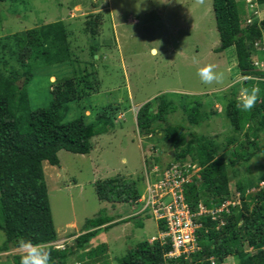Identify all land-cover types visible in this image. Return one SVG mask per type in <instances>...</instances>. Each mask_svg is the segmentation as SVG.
I'll use <instances>...</instances> for the list:
<instances>
[{
    "label": "rangeland",
    "instance_id": "obj_1",
    "mask_svg": "<svg viewBox=\"0 0 264 264\" xmlns=\"http://www.w3.org/2000/svg\"><path fill=\"white\" fill-rule=\"evenodd\" d=\"M237 2L242 11V27L248 25V19L263 17L264 6L249 4L247 0ZM60 21L65 24L66 43L50 49L55 53L66 46L69 59L56 66H37L34 78L27 86L31 108L48 107L56 92V100L69 105L66 121H72L82 113L93 121L104 110L112 118L113 126L108 133L92 139L90 154H73L63 150L59 153V167L44 163L58 237L51 245L60 251L74 249L67 264H120L119 260L129 250L140 241H146L144 232L139 234L136 226H129L132 232L127 231V234H123L119 227L109 233L102 228L83 249H76L75 246L86 220L98 216L103 207H111V204L99 200L95 187L97 181L121 175L134 180L140 192L145 194L153 168H165L174 160L173 146L163 130L150 135L139 133L137 114L140 108L152 102L156 112L161 98L177 104L179 110L169 116V123L183 124L189 132L209 137L215 142V148L218 146L219 151L226 154L229 163L228 154L235 153L236 144H227L231 125L226 109L235 96L234 89H237L236 96L239 98L243 81L233 82L244 76L238 71L235 48L216 52L220 37L213 0H207L206 6L196 5L195 0L0 2V69L3 68L4 57L9 60V66L4 71L7 75L11 66L20 69L17 60L12 56L10 58L9 48L3 49V45L14 42L9 40L10 37H26L29 30ZM246 41L247 44L253 42ZM157 48L159 54L154 55L153 49ZM250 50L252 58L260 62L256 67L262 70L264 30L262 40L253 42ZM208 64L216 65V70L224 73L223 83L205 85L201 82L198 69ZM257 79L264 80V77ZM262 103L264 109V101ZM196 106L200 108L199 125L188 120L189 113ZM212 111L214 115H211ZM240 139L245 141L243 135ZM263 146L264 141L260 139L251 145L250 152ZM246 157L248 154L243 155V161L233 168L229 166L228 170L230 190L234 192L237 183L242 182L247 188L246 195H249L264 190V152L244 163ZM256 184L257 189L251 188ZM206 186L202 183L199 191L202 200L207 201L210 193L206 192ZM139 204L143 208L141 200L140 203H133L128 210L148 217L144 230L153 242L161 235L158 222L149 215L139 213ZM110 210L115 215L119 209ZM5 240L4 232L0 231V246ZM207 243L215 244L209 240ZM100 245L107 246L104 256L97 260L85 256ZM244 252L249 256L257 253L247 244ZM18 254H22L20 249L0 252V264H14L13 257ZM186 261L187 264H198L192 261V257ZM215 263L239 264L240 260L232 255ZM207 264L212 263L208 261Z\"/></svg>",
    "mask_w": 264,
    "mask_h": 264
},
{
    "label": "trees",
    "instance_id": "obj_2",
    "mask_svg": "<svg viewBox=\"0 0 264 264\" xmlns=\"http://www.w3.org/2000/svg\"><path fill=\"white\" fill-rule=\"evenodd\" d=\"M4 1L14 0H0ZM254 2L257 6H264V0ZM213 9L220 37L216 52L235 48L238 71L242 76L252 78L239 84L260 89L259 98L251 111H242L237 106V89H234L236 97L227 106L226 115L231 125L227 144H236L235 153L228 154L230 162H227L226 154L219 151L218 146L215 148V142L209 137L189 132L183 124L171 125L169 116L176 113L179 107L164 98L160 99L156 112L153 111L152 102L143 105L137 114V125L141 135H150L160 130L165 132L174 149V160L171 163H191L201 168L202 182L195 180L186 190L187 201L193 209H196L200 201L209 208L219 207L229 199L237 201L236 195L240 194V204L230 206L229 213H222L225 225L219 230L216 227L220 220L216 222L212 221L211 216H202L203 228L198 231L201 251L192 256V261L207 264L211 258L223 261L233 255L240 260L239 264H264V190L246 195L247 188L239 182L237 190L232 192L228 170L229 166L233 168L243 161V155L248 154L244 158V163H247L264 152V146L250 152L251 145L260 139L264 141V80L257 79L264 77V71L254 65L256 59L252 58L250 50L253 42L255 44L263 38L264 13L262 20L254 17L246 27H242V11L237 0H213ZM65 33V24L60 21L29 30L26 37H10L9 40L14 42L3 45V49L9 48L10 58L12 56L17 60L20 69L11 66L7 75L4 71L9 66V60L5 57L2 60L3 68L0 69V231L6 236L0 252L19 249L18 241L24 238L34 243H43L50 250L54 264H67L74 249L65 248L60 251L51 245L58 237L44 163L59 167V153L63 150L73 154H90L93 149L92 139L108 133L113 126L112 118L104 110L93 121L89 120L86 113L66 121L69 105L57 101L56 92L48 107L36 110L31 108L27 86L34 78L37 66H56L69 59L66 46L55 53L50 49L66 43ZM246 40L253 42L247 44ZM21 80L22 84H19ZM87 86L91 88V85ZM214 114L212 111L211 115ZM188 120L191 124H200L199 106L191 110ZM241 135L245 138L244 142L240 139ZM202 183L207 185L206 192L210 193L207 201L202 200L199 191ZM257 186L252 185L251 188L257 189ZM95 187L99 200L109 203H137L142 196L136 182L121 175L99 180ZM114 218L102 209L98 216L87 219L83 233L76 239L75 248L83 249L102 228L108 231L116 226L118 223H113ZM159 229L166 230L163 221L159 222ZM208 240L215 244H208ZM246 244L257 253L247 255L244 252ZM172 249L171 243L163 245L159 239L140 242L119 263L187 264V259L183 257L166 260V254ZM106 251L107 246L100 245L87 255L85 253V256L97 260ZM21 255L13 257L14 264H19Z\"/></svg>",
    "mask_w": 264,
    "mask_h": 264
},
{
    "label": "built area",
    "instance_id": "obj_3",
    "mask_svg": "<svg viewBox=\"0 0 264 264\" xmlns=\"http://www.w3.org/2000/svg\"><path fill=\"white\" fill-rule=\"evenodd\" d=\"M249 4H255V0H247ZM257 6V5H256ZM258 13V12H256ZM262 20V18L260 19ZM252 20L248 19V23ZM260 62L256 61L255 66ZM264 71V63L261 64ZM201 168L197 165L186 163H171L165 168L155 166L152 177L148 183L146 193L142 194L137 203L142 200L143 208L139 213L153 217L159 225L163 221L166 230L161 232V243H171L173 249L166 254V260L185 257L189 259L201 250L198 231L203 228L202 216H211L212 221L219 223L217 230L225 225L222 213H229L230 206L240 204V194L237 193V201L228 200L221 206L209 208L200 201L193 209L187 201L186 190L189 184L195 180L201 181ZM153 178V180H152Z\"/></svg>",
    "mask_w": 264,
    "mask_h": 264
},
{
    "label": "clouds",
    "instance_id": "obj_4",
    "mask_svg": "<svg viewBox=\"0 0 264 264\" xmlns=\"http://www.w3.org/2000/svg\"><path fill=\"white\" fill-rule=\"evenodd\" d=\"M195 3L196 5L199 6H206L207 0H195ZM153 51L154 53L159 54L158 48L153 49ZM216 67L217 66L214 64H208L198 69L197 75L199 76L203 84L213 85V84H221L224 82L225 80L224 73L217 71ZM250 79L252 78L238 77L237 81H234L233 83L247 81ZM259 92L260 89L257 86H253L251 88L247 86H242L239 89V103L237 106L242 111L245 112L251 111L255 107L256 102L259 98ZM18 247L22 253L19 264H54L50 250H48L43 243H34L31 240H26L24 238H21L18 241ZM215 261L216 259L214 258L209 259V262H211L212 264H216Z\"/></svg>",
    "mask_w": 264,
    "mask_h": 264
},
{
    "label": "crops",
    "instance_id": "obj_5",
    "mask_svg": "<svg viewBox=\"0 0 264 264\" xmlns=\"http://www.w3.org/2000/svg\"><path fill=\"white\" fill-rule=\"evenodd\" d=\"M93 150V149H92ZM92 152V151H91ZM142 193V192H141ZM102 202H104V201H102ZM104 203H106V204H108L109 202H104ZM109 204H111V207H103V209H105L106 210V212H107V215L108 216H111V217H115L114 219V221H113V223H117V221H118V224L116 225V226H114L113 228H111L110 230H108L106 233H109L110 231H113L116 227H119V229H121V232H123V234H127V231H131L132 232V230H131V228L129 227V226H131V227H134V226H136L137 228V232L140 234V232H144V236L145 237H147V238H144V240H146V241H148L149 239V237L148 236H146V234H145V228H144V223L146 222V220H147V218L148 217H146L145 218V216H141V214H139L138 215V212H133V209H132V212L133 213H130L131 211H129L128 210V207H131V206H133L132 204L133 203H109ZM114 208H116V210L117 209H119L117 212H116V214H119V215H114L113 214V212L110 210V209H114ZM124 208L126 209V210H124ZM111 211V212H110ZM129 214H131V215H129ZM138 216V217H137ZM133 219V220H131V222H127V223H123V221H125V220H129V219ZM136 219H137V222H136ZM136 222V223H135ZM133 223H135L136 225H134ZM72 224V223H71ZM140 224H142L141 226H140ZM157 227H158V230H159V234H160V229H159V225L157 224ZM132 235V234H131ZM143 235H141L142 237H143ZM140 236V237H141ZM124 238V237H123ZM132 238V237H131ZM154 238V237H153ZM132 239H134V238H132ZM139 242V241H138ZM137 242V243H138ZM141 242V241H140ZM149 242H151V239L149 240Z\"/></svg>",
    "mask_w": 264,
    "mask_h": 264
},
{
    "label": "bare ground",
    "instance_id": "obj_6",
    "mask_svg": "<svg viewBox=\"0 0 264 264\" xmlns=\"http://www.w3.org/2000/svg\"><path fill=\"white\" fill-rule=\"evenodd\" d=\"M153 54L155 55V54H157V53H154V51H153Z\"/></svg>",
    "mask_w": 264,
    "mask_h": 264
},
{
    "label": "water",
    "instance_id": "obj_7",
    "mask_svg": "<svg viewBox=\"0 0 264 264\" xmlns=\"http://www.w3.org/2000/svg\"><path fill=\"white\" fill-rule=\"evenodd\" d=\"M145 105V104H144Z\"/></svg>",
    "mask_w": 264,
    "mask_h": 264
}]
</instances>
